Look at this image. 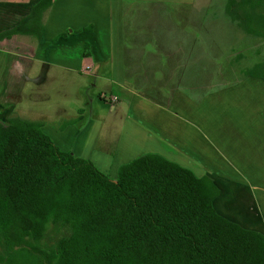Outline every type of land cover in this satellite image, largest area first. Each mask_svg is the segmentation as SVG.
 Returning <instances> with one entry per match:
<instances>
[{
  "label": "trees",
  "instance_id": "obj_1",
  "mask_svg": "<svg viewBox=\"0 0 264 264\" xmlns=\"http://www.w3.org/2000/svg\"><path fill=\"white\" fill-rule=\"evenodd\" d=\"M54 1L41 0L0 41L40 40ZM226 12L247 34L264 38V0H229ZM246 77L264 79V64ZM219 196L210 177L160 154L122 165L114 181L62 151L42 124L0 122V245L9 254L0 263L21 264V256L43 264L27 247L53 223L71 235L56 252L41 253L47 264H264V235L220 216L213 205Z\"/></svg>",
  "mask_w": 264,
  "mask_h": 264
},
{
  "label": "rangeland",
  "instance_id": "obj_2",
  "mask_svg": "<svg viewBox=\"0 0 264 264\" xmlns=\"http://www.w3.org/2000/svg\"><path fill=\"white\" fill-rule=\"evenodd\" d=\"M193 3H195L193 8L188 10V6L185 5L183 9L179 7L181 5L178 2H174L170 6L174 5L175 10L180 8V11L171 12L168 15L155 10L150 2L137 3L128 10L125 15L126 20L122 24V28L126 31L125 44L131 45L134 37L136 40L134 48L129 50L125 57V64L130 69L137 70L140 78L136 75L134 77L127 75L125 90L113 85L111 89L106 90L105 95L100 94L99 97L98 90H93L92 85L95 83L90 78L85 76L81 78L78 75L66 74L57 68H51L52 70L48 73L49 81L40 88L35 89L32 85L22 86L20 113L16 111V107V110L5 115L4 119L20 117L25 121L44 123L47 135L57 147L77 158L91 161L103 173H106L104 167L107 164L113 165L116 172L111 173L115 174L117 180L118 170L122 165L145 155L140 154L144 151L140 152L139 136H132L133 140L127 142L130 137L127 134H130V131L125 132L124 136L127 137L124 140L116 139L117 128L124 123L127 117H130L124 104L131 93L162 107H167L178 89L194 103H205L206 113L215 114L208 107L205 99L217 92L240 85L245 78H249L246 77L248 72L264 64V38L247 34L238 21L227 14L226 7L229 0H194ZM187 11L192 15L187 17ZM48 16L49 13L45 21ZM195 19L199 21L196 24ZM90 29H92L91 26L87 28V30ZM129 33H131L130 36ZM37 44L35 37L25 36L24 39H16L11 45L6 43L5 50L21 54L24 52L25 58H28L32 56ZM147 48L152 51H146ZM88 53L89 49L86 48L83 56L87 57ZM3 56L0 58V90L3 91V101L9 103L15 101V105H18L17 98H15L16 91H12L9 97L6 92L7 88H10L8 83L12 77L5 75L9 70L5 64L14 62L6 60V55ZM134 61L136 66L133 68L131 65ZM174 62L180 65L185 64V66L175 72L179 76L169 78V82H162L165 71L170 72L173 68V66L166 68L164 64L173 65ZM128 67L124 66V70ZM27 68L28 63L25 62V72ZM120 79L121 77L118 81ZM101 87L107 88L106 84ZM112 95L113 99L110 97ZM109 101L114 105L119 103L115 106V111H111V105L107 106ZM92 120L99 121V124L96 123L92 129L90 128L91 131L83 133L82 129ZM231 132L232 130L229 134ZM119 137L118 134V139ZM157 139L158 146L179 155L183 164L194 162L192 156L182 148L169 145L165 139ZM150 150L162 152L158 147ZM113 153L117 154L114 159L107 158ZM240 169V174L229 170L221 173L217 171L228 180H225L227 185L224 195L216 202L215 209L219 215L224 213L228 217H241L247 212L253 216L254 224L247 221L246 225L252 227L250 231L259 232L256 228L264 223L262 219L264 217V194L260 196L258 192L252 191L253 189L245 188V185L250 184H245L241 180L242 171L245 172L242 164H240ZM254 197H258L259 200H253ZM70 235L69 227L49 223L43 240L41 242L29 241L31 247H27V250L37 260L47 264L41 253L50 255L56 252L59 242L69 238ZM23 250L25 252V247ZM0 256L9 258V254L2 245H0ZM16 260L25 264V258L21 256Z\"/></svg>",
  "mask_w": 264,
  "mask_h": 264
},
{
  "label": "crops",
  "instance_id": "obj_3",
  "mask_svg": "<svg viewBox=\"0 0 264 264\" xmlns=\"http://www.w3.org/2000/svg\"><path fill=\"white\" fill-rule=\"evenodd\" d=\"M40 1L0 0V34L17 28ZM148 2L155 10L167 15L180 11V8L175 10L174 5L170 6L174 2H178L181 5L179 7L183 9L188 6V10L195 5L194 0H55L47 21L44 22L41 39L37 40L38 44L31 57L25 58L24 52L21 54L5 50L6 43L11 45L16 39H24L25 36L16 35L10 39L1 40L0 58L6 55V60L14 62L5 64V67L9 68L5 75L12 77L10 83L7 82L8 86L10 85V88L6 89L7 97L12 91H16L15 98L18 105H15V101L12 103L3 101V91L0 90V122L6 123L11 117L4 119V116L14 112L16 107L17 110H15L20 113L22 86L32 85L35 89L40 88L49 81L48 73L54 68L66 74L90 78L95 83L92 85L93 90H98L99 97L100 94L105 95L106 90L111 89L113 85L125 90L127 75L133 77L136 75L140 78L137 70L130 69L125 64V57L128 51L134 48L136 37L131 45L125 44L126 31L122 28V24L132 6ZM186 15L188 17L192 14L187 11ZM195 20V24L199 22ZM90 26L92 29L87 30ZM87 46L89 53L87 57H84L83 51ZM147 50L152 51L149 48ZM25 62L28 63L26 72ZM124 66L128 68L124 70ZM131 66L133 68L136 66L135 61ZM172 66L170 72L165 71L162 82H169V78L179 76L175 72L185 64L180 65L175 62L173 65L164 64L166 68ZM154 74L157 73L154 72ZM119 77H121L120 81H118ZM104 84L107 88L101 87ZM110 97L113 99V95ZM205 102L215 114L206 113L205 103H194L178 89L167 107L131 93L124 104L130 117H127L117 128L116 139L124 140L127 137L124 134L128 130L131 133L127 134L130 135L127 142L133 140L132 136H139L140 152L144 151L140 154L157 153L193 171L198 177H211L220 190V196L213 203L214 209L216 202L224 195L227 185L225 180H228L220 173L229 170L240 174V164L245 170V172L242 171L241 180L245 184H250L245 185V188L253 189L252 191L258 192L261 196L264 194V79L245 78L240 85L217 92L206 98ZM118 104L114 105L109 101L107 106L111 105V111H115V106ZM96 123L99 124V121L92 120L82 129V132L91 131ZM41 124L43 132L47 135L45 124ZM230 130H232L231 134H229ZM157 138L165 139L171 146L182 148L192 156L194 162L183 164L179 155L158 146ZM156 147L162 152L150 150ZM114 154L107 158L114 159L117 155ZM196 164L198 165L195 166ZM104 168L106 169L104 174L115 181V167L107 164ZM253 200L259 199L254 197ZM220 215L243 229L252 230V227H248L245 223L247 221L253 223V216L247 212L241 217H228L224 213ZM256 230L264 235V223L259 224Z\"/></svg>",
  "mask_w": 264,
  "mask_h": 264
}]
</instances>
